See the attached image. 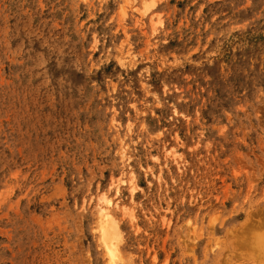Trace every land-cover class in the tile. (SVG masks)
Returning <instances> with one entry per match:
<instances>
[{
	"label": "rangeland",
	"instance_id": "374dc122",
	"mask_svg": "<svg viewBox=\"0 0 264 264\" xmlns=\"http://www.w3.org/2000/svg\"><path fill=\"white\" fill-rule=\"evenodd\" d=\"M104 196L117 264H264V0H0V264H108Z\"/></svg>",
	"mask_w": 264,
	"mask_h": 264
},
{
	"label": "bare ground",
	"instance_id": "6f19581e",
	"mask_svg": "<svg viewBox=\"0 0 264 264\" xmlns=\"http://www.w3.org/2000/svg\"><path fill=\"white\" fill-rule=\"evenodd\" d=\"M104 201L106 202L107 206L105 208H101L100 209V213H101V218H102V221H101V227H102V240L103 242L105 243L106 247H107V250H108V255H109V262L108 264H117L119 258V250H118V244L120 242V235H121V232H120V229H119V226L117 225L115 219H112L110 221V223L108 225H104L107 220L111 217L110 215H108L107 213H105L106 210L108 209H111V206H112V200H109L108 197L104 196ZM114 203V202H113ZM105 218V220L103 219ZM107 218V220H106ZM104 220V221H103ZM264 224V223H263ZM261 226V225H260ZM262 227V226H261ZM251 236L245 237L242 239V241L245 239L244 242V247L245 243H250L247 241V239H249V241L251 240L250 238ZM263 239H264V236H262ZM253 239L254 236H253ZM247 241V242H246ZM253 241V240H252ZM251 241V243H252ZM255 241H258L259 243H261V241L258 239V240H254ZM242 242V243H243ZM115 243V245H114ZM256 244L258 245V243L256 242ZM250 245L246 246V248L248 249ZM252 246V245H251ZM260 246V245H259ZM253 247V246H252ZM252 247H250L249 249H251ZM261 247V246H260ZM253 249V248H252ZM256 249V248H255ZM253 251V250H251ZM254 253V252H253ZM252 255V254H251ZM247 256V255H246ZM234 258V257H233ZM250 258V257H249ZM256 258V257H255ZM253 260V259H252ZM257 260V258H256ZM249 261V260H248ZM253 262V261H252ZM124 264V263H122ZM254 264V263H253Z\"/></svg>",
	"mask_w": 264,
	"mask_h": 264
}]
</instances>
